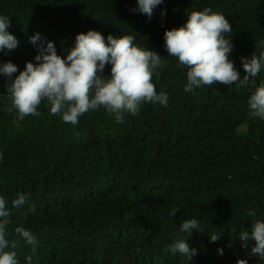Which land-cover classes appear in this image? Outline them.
Listing matches in <instances>:
<instances>
[{"label":"trees","instance_id":"16d2710c","mask_svg":"<svg viewBox=\"0 0 264 264\" xmlns=\"http://www.w3.org/2000/svg\"><path fill=\"white\" fill-rule=\"evenodd\" d=\"M14 2L24 5L14 9ZM136 7V0H0V16L9 18L7 31L19 42L7 54L0 51V65L10 61L18 68L13 79L26 62H34L36 47L29 43L34 34L52 42L64 58L76 35L93 30L105 39L134 35L135 46L165 59L167 66L158 76L154 72L152 82L157 93L168 96L166 107L144 103L138 115L125 113L123 123L101 107L83 114L75 126L51 115L42 101L41 115L26 116L17 128L16 110L5 111L11 101L8 81L0 75V172L10 164L32 192L18 208L21 219L15 218L13 228L31 231L38 249L33 253L12 231L6 238L16 247L5 251H14L19 264H26L27 256L32 264H236L229 261L234 254L255 264L248 254L251 240L244 249L238 239L241 231L251 233L252 223L264 222V120L250 117L247 103L255 88L213 84L185 92L188 69L168 56L163 34L184 25L192 11L223 14L232 28L229 60L243 78L240 57L264 52L258 46L264 41V0H164L151 19L130 11ZM255 81L256 87L264 81V65ZM52 145H62L70 168L46 163ZM136 154L142 160L160 158L162 168L140 164ZM146 172L156 185L149 192L127 193L126 183L133 181L127 175L146 184ZM0 197L10 199L2 179ZM173 209L179 210L175 216ZM140 219L155 226L151 237L134 238L120 226ZM191 219L198 220V231L181 232V224ZM213 233L220 234L217 242H210ZM179 239L196 249L191 261L166 251Z\"/></svg>","mask_w":264,"mask_h":264},{"label":"clouds","instance_id":"9594fccd","mask_svg":"<svg viewBox=\"0 0 264 264\" xmlns=\"http://www.w3.org/2000/svg\"><path fill=\"white\" fill-rule=\"evenodd\" d=\"M25 1L28 4L35 0ZM136 2L137 7L130 11H138L151 19L153 10L164 0ZM22 5L24 4L14 2V9ZM160 15L163 17L166 12L161 11ZM9 27V18L0 16V51L5 54L14 50L19 43L7 31ZM231 33L232 28L223 14L205 8L203 11H192L188 14L186 23L179 28L166 30L163 34L164 48L168 56L178 59V67L188 69L185 92H192L194 88L202 85L251 86L255 91L247 101L249 116L264 120V81L259 87H256L255 81L264 65V52H261L259 57L254 54L249 58L240 57L245 73L241 78L234 62L229 60L234 48L228 38ZM134 39V35L117 37L112 34L105 39L99 32L89 30L86 34L76 35L74 46L66 57L62 58L57 54L52 42L42 41L39 33L31 36L29 43L36 47L37 52L33 58L34 62H26L24 70L19 71L14 79L13 74L17 73V66L10 61L0 65V75L8 81L5 87L11 101V106L6 107L5 111L11 114L16 110L12 123L20 128L19 122L26 116H40L41 113L37 109L42 101H46L50 106L51 115L59 114L64 123L73 126L79 123L83 114L101 107L108 115L114 116L117 123H123L125 113L138 115L140 106L144 103H159L166 107L168 96L163 91L157 93L152 78L154 72L158 76V70L167 66V61L153 50L135 46ZM258 46L264 48V41ZM106 65L111 66L108 76L103 75ZM75 134L80 135L78 132ZM61 151L62 145L50 146L46 163L70 168V160L64 157ZM0 159H3L2 153ZM149 162H154L157 167L162 168L160 158ZM129 177L133 178V181L132 185L126 183V191L134 195L145 188L146 192H149L150 187L155 186L157 182L150 172H146V184H142L135 174H128L127 178ZM0 179L6 182L10 192L8 202L0 197V264H19L14 251H5L9 247H16L15 242H10L6 237L14 231L27 244L33 246V253L36 251L37 240L31 231L20 226L13 228L15 218L21 219V211L18 208L26 203L27 196L32 192L26 185L19 183L17 171H13L10 164L0 172ZM34 211L33 205L29 212ZM178 211L173 209L170 215L175 216ZM247 215L254 216L255 213L249 211ZM120 226L134 238H149L155 232V226L148 219H140L130 226ZM198 227V220L191 219L181 224L180 231L190 235L192 230L198 231ZM251 227L250 234L241 231L238 239L244 249H248V241L251 240L249 256L254 255L255 264H264V222L256 221ZM219 238L220 234L213 233L210 242H217ZM228 247H231V244ZM166 251L179 253L189 261L197 255L196 249H191L185 239L177 240ZM217 252L223 254L222 249ZM25 259L26 264H32V256ZM229 261L247 264V260L241 259L238 254H234Z\"/></svg>","mask_w":264,"mask_h":264},{"label":"rangeland","instance_id":"374dc122","mask_svg":"<svg viewBox=\"0 0 264 264\" xmlns=\"http://www.w3.org/2000/svg\"><path fill=\"white\" fill-rule=\"evenodd\" d=\"M132 146L134 147V149H137L139 147V143H133ZM136 160L137 162H143L144 160H142L141 156L139 154H136ZM146 164H152V165H155L157 166L156 163L154 162H146ZM176 165V164H175ZM177 167V166H176ZM146 227V226H145Z\"/></svg>","mask_w":264,"mask_h":264},{"label":"bare ground","instance_id":"6f19581e","mask_svg":"<svg viewBox=\"0 0 264 264\" xmlns=\"http://www.w3.org/2000/svg\"><path fill=\"white\" fill-rule=\"evenodd\" d=\"M149 161V159L147 158L146 160H144L143 162H141L140 164H143V163H145V162H148ZM156 198V196L154 195V196H152V197H150V199L151 200H153V199H155ZM134 200H136V199H134ZM48 238H50V236L48 237ZM55 239L58 241V240H61L62 239V236L61 235H57V237H55ZM36 250H38V249H36ZM36 252V251H35Z\"/></svg>","mask_w":264,"mask_h":264}]
</instances>
